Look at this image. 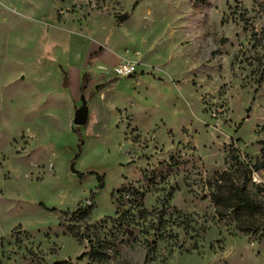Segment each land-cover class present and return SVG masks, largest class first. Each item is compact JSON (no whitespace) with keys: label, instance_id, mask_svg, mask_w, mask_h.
Here are the masks:
<instances>
[{"label":"rangeland","instance_id":"rangeland-1","mask_svg":"<svg viewBox=\"0 0 264 264\" xmlns=\"http://www.w3.org/2000/svg\"><path fill=\"white\" fill-rule=\"evenodd\" d=\"M225 171L264 203V0H0V264H264Z\"/></svg>","mask_w":264,"mask_h":264},{"label":"trees","instance_id":"trees-1","mask_svg":"<svg viewBox=\"0 0 264 264\" xmlns=\"http://www.w3.org/2000/svg\"><path fill=\"white\" fill-rule=\"evenodd\" d=\"M104 48L101 47L98 51L92 53L89 57V64L92 63L97 57H100ZM134 76H131V78ZM91 80L90 73H85L82 77L81 92L84 93L88 87V83ZM109 81L106 84H102L99 88L104 87L112 83ZM64 85H67L65 81ZM83 141H81V145ZM80 145V148H81ZM83 177V174H79ZM102 181V177H99ZM225 184V185H222ZM214 191L211 193V201L218 209L221 215L230 212L236 222V228L240 232L244 233H260L259 238H264V203L253 199L245 184L235 183L232 179L231 173L228 171L217 173L214 177ZM103 188V184L100 185ZM88 210L80 209L75 215L86 216ZM91 251L88 255L90 258L89 264H99L106 260L107 250L112 242L108 239H98L93 242L90 239ZM83 257V258H84ZM55 264H66V263H55Z\"/></svg>","mask_w":264,"mask_h":264},{"label":"water","instance_id":"water-1","mask_svg":"<svg viewBox=\"0 0 264 264\" xmlns=\"http://www.w3.org/2000/svg\"><path fill=\"white\" fill-rule=\"evenodd\" d=\"M129 18L128 14H123L118 17V20L123 23ZM82 107L76 112L75 119H74V124L76 126H83L87 123L88 121V115H89V107L87 105V101L85 100L84 97H82ZM73 173H77L75 170L74 166L72 167Z\"/></svg>","mask_w":264,"mask_h":264},{"label":"built area","instance_id":"built-area-1","mask_svg":"<svg viewBox=\"0 0 264 264\" xmlns=\"http://www.w3.org/2000/svg\"><path fill=\"white\" fill-rule=\"evenodd\" d=\"M113 72L117 77H131L137 73V65L131 62H122L114 67Z\"/></svg>","mask_w":264,"mask_h":264},{"label":"crops","instance_id":"crops-1","mask_svg":"<svg viewBox=\"0 0 264 264\" xmlns=\"http://www.w3.org/2000/svg\"><path fill=\"white\" fill-rule=\"evenodd\" d=\"M107 57V56H106ZM105 57V58H106ZM117 62V58H114V60L112 61V62H107L108 64H111V65H113V64H115Z\"/></svg>","mask_w":264,"mask_h":264}]
</instances>
